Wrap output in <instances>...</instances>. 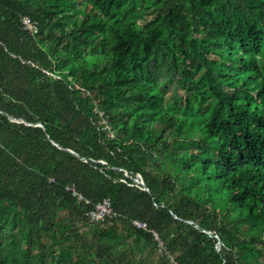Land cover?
I'll return each instance as SVG.
<instances>
[{"label":"trees","instance_id":"trees-1","mask_svg":"<svg viewBox=\"0 0 264 264\" xmlns=\"http://www.w3.org/2000/svg\"><path fill=\"white\" fill-rule=\"evenodd\" d=\"M134 220L264 264V0H0V264H140Z\"/></svg>","mask_w":264,"mask_h":264},{"label":"built area","instance_id":"built-area-1","mask_svg":"<svg viewBox=\"0 0 264 264\" xmlns=\"http://www.w3.org/2000/svg\"><path fill=\"white\" fill-rule=\"evenodd\" d=\"M22 26L24 30L30 32L31 34L35 35L37 33V24L34 23L30 18L24 17L21 20ZM51 181H54V179H51ZM138 186L143 190H146V187L142 182H138ZM66 191L71 192L74 197H77L79 201H84L87 204H89V201L84 200V198L78 193L76 185L70 184L66 186ZM89 219L93 223H100L104 222L107 219L109 220H115L118 215L114 211L112 201L110 199H105L102 202L98 203L88 214ZM132 226L135 229L143 230L146 232H150L153 235L154 241L157 243L158 252L162 255L166 254L169 256V259L173 264H177L174 261V258L169 255L167 247L165 242L162 240V237L159 233H157L154 230H150L148 224L146 222L140 221V220H134L132 222Z\"/></svg>","mask_w":264,"mask_h":264},{"label":"rangeland","instance_id":"rangeland-1","mask_svg":"<svg viewBox=\"0 0 264 264\" xmlns=\"http://www.w3.org/2000/svg\"><path fill=\"white\" fill-rule=\"evenodd\" d=\"M67 216L66 213H62L61 214V217H65ZM88 226L90 227H87V228H84L82 229V233H85V232H89L90 229L89 228H94L95 225H92L90 223H88ZM104 227V226H102ZM89 237H91V234L89 235ZM134 241L132 240L131 243H133ZM82 254V252H81ZM162 258V254H160L157 250V247L155 250H144L143 252H140V253H137V257H135L134 261L135 262H139V260L141 259L143 262H141L140 264H160V260ZM49 264H54L52 263L51 261H49Z\"/></svg>","mask_w":264,"mask_h":264},{"label":"clouds","instance_id":"clouds-1","mask_svg":"<svg viewBox=\"0 0 264 264\" xmlns=\"http://www.w3.org/2000/svg\"><path fill=\"white\" fill-rule=\"evenodd\" d=\"M137 183H138V182H137ZM144 186H145V185H144ZM145 187H146V186H145ZM146 191H147V188H146ZM88 214H89V213H88ZM88 217H89V216H88ZM117 218H118V217H117ZM117 218H116V219H117ZM89 220H90V219H89ZM107 220H109V219H107ZM107 220H106V221H107ZM90 222H91V221H90ZM104 222H105V221H104ZM143 222H144V221H143ZM91 223H92V224H100V223H103V222H100V223H93V222H91ZM155 244H156V247H157V243H156V242H155ZM157 250H158V247H157Z\"/></svg>","mask_w":264,"mask_h":264},{"label":"water","instance_id":"water-1","mask_svg":"<svg viewBox=\"0 0 264 264\" xmlns=\"http://www.w3.org/2000/svg\"><path fill=\"white\" fill-rule=\"evenodd\" d=\"M13 121H16L15 119H12ZM58 146V145H57ZM60 149H62L60 146H58ZM147 191H149L148 189H147Z\"/></svg>","mask_w":264,"mask_h":264}]
</instances>
